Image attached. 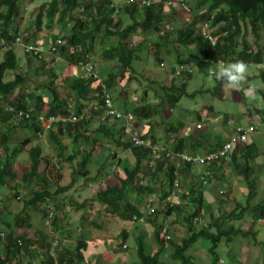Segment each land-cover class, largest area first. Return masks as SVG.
Here are the masks:
<instances>
[{
	"label": "trees",
	"instance_id": "trees-1",
	"mask_svg": "<svg viewBox=\"0 0 264 264\" xmlns=\"http://www.w3.org/2000/svg\"><path fill=\"white\" fill-rule=\"evenodd\" d=\"M24 1L0 0V126L3 129V132H0V189L13 191L11 196L16 199L21 192L27 194L22 202L24 205L22 212L17 213L5 212L7 210L0 197V264H21V262L25 264H88L84 255L87 250L84 239L89 233L81 228L73 233V236L70 235V230L63 226L67 212L64 210L62 199H67L65 195L73 186L74 174L82 177L88 175L89 165L95 157L92 155H95L96 149L97 151L99 149L100 153L104 152L103 143L114 147V152L105 150L109 152L107 155L109 159H113L118 154V166L122 162L119 152L116 151L118 148L130 154L133 163L132 166L120 167L123 177L118 180L117 185L98 190L90 199V202H96L100 206L98 212L101 215L93 218V227H91L93 230L100 231L102 227L107 228L108 224L104 223L103 218L109 220L110 216L131 221L134 226L131 232L121 230L120 234L114 235L112 239L109 238L111 243L106 246V251L114 256L125 254L126 240L133 235L136 260L131 264H169L166 259L168 255L171 261L195 264L193 257L187 254V251L193 244L203 241L207 244L205 249L209 263L218 264L221 259L216 249L223 242L228 245L227 255L233 262L236 254L230 248L231 241L234 238L248 236H251L253 241L258 234L257 231L244 232L233 222L242 221L247 216L257 226L264 221V197L256 204H252L256 193L253 175H257L261 169H264V129L260 126L253 123L235 125H254L256 130L248 137L245 145L234 147L228 155L227 162L221 161L209 166V175L206 176V183L203 184L199 178L205 169L201 168L198 172L193 164L181 161L176 166L175 157L159 161L152 168L148 167L152 157L149 147L132 146L129 140L122 138V126H108L107 117L102 111V115L99 112L102 116L99 119L100 122L91 131H89V120L85 118L75 124L56 123L47 130L43 128L42 123L50 116H70L71 114L80 116L93 104L101 105L104 98L103 91L109 95L115 81L127 83L133 79L132 76L124 75L133 72V62L138 59L137 50L147 47L146 43L150 44L146 42L147 40L136 46H134L135 43L130 44L129 39L137 37L138 33L156 34L152 52L159 66L164 65L163 54L166 56L171 51V54L175 55L176 65L173 64L170 75L176 78H174L176 82L170 83L169 86L158 87L160 94L155 95L158 98L156 104H148L149 98L146 92L142 94L136 106L123 107L120 104L121 112L131 113L137 125H140L142 120L153 118L154 115L161 120L162 109H172L182 97L193 98L192 96L197 93L186 91L191 73H187L182 68L189 64V60L179 55L180 49L187 50L191 46L194 47L200 55L201 64L205 62L215 65L218 61L242 60L248 68L251 66L257 70L255 77H259L264 84V0H194L193 3H188L190 21H182L183 25L180 27L173 23L166 24L167 20H171L166 8L178 9L174 4L167 6L169 0H160L158 3L143 7H138L134 2L124 5L123 0H49L38 6L33 21L34 32L31 34L25 30L21 32L18 28L19 19L24 14ZM78 9L86 13L85 18L78 17L74 13ZM120 13H123L122 17ZM124 18L128 20L126 25L123 24ZM202 23H206L209 29L211 28L210 36L214 39L213 45L195 31L196 26ZM54 24L60 27V33L53 36L45 34L43 38L36 40L37 34H42L43 29H50ZM248 30L252 43L243 37L247 36ZM101 31V37L97 38V33ZM23 34L28 37L26 42L36 46L46 47L48 40H59L60 44L54 52L42 53L39 60L25 53L26 67L35 72L42 71L46 80L40 87L31 89L25 98H16L17 101L11 103L9 99L17 89L28 87L26 77L21 72L20 62L13 51L15 38ZM238 36H241L239 42L236 40ZM110 39L111 43L105 46L103 42ZM168 45H174V51L166 49L165 46ZM162 49H165L164 53ZM59 56L62 57V61L56 62ZM85 59H93L100 63V72L98 71L97 75L101 83L98 79L87 75L84 78L72 75L73 73L64 75L67 66L80 69L79 63H90L84 61ZM72 71L73 69L70 73ZM9 73L12 78L9 81L4 80ZM219 84L218 82L213 88V93L210 92L211 95L216 94ZM109 98L112 100L110 95ZM112 98L115 100L116 96L113 95ZM31 103L34 105L29 106ZM8 106L13 107L15 111H6L5 108ZM18 111L22 112L21 116H17ZM12 119H17L18 126L11 124ZM195 119L198 124H208L210 120H216L217 115L212 106L208 105L195 113ZM228 123L231 121L228 120ZM184 125L185 122L182 119L181 121L177 119L174 125H163L162 142L156 141L153 135V124L145 126V132L140 130L139 126L133 131L144 143L149 141V145L161 144L167 147L168 140L174 138L173 152L185 153L192 157L196 154L202 156L214 152L224 143L216 140L210 145L213 146L211 149L202 150V152L200 149L205 148L204 143L208 141L204 137L187 140L180 136ZM15 127L28 132L29 137L11 147L9 139L13 137ZM258 129L262 132L259 136L253 137ZM41 134L55 146L54 160L42 158L41 147L38 144L31 145L33 140L41 137ZM231 135L232 132L229 136ZM70 142L73 150L69 152L67 145H70ZM22 147H27L25 151L28 157V164L26 163L28 169L18 175L14 170V161L22 152ZM73 161H77L79 169L72 172L66 186H61L63 165L69 166ZM42 163L45 166L40 170ZM67 166L64 168L67 169ZM226 174L241 177L240 181L245 184V205L240 206L237 203L236 208L239 209L224 211L223 204L219 200L211 204L203 198L207 189L212 187V181L215 184L217 178L226 179ZM175 180H177V187L174 186ZM180 188H183V191L176 193ZM156 192L164 206L147 215L146 210L148 212L152 206L144 202L145 212L142 213L139 205L143 203L145 197H152ZM209 192L211 193L210 190ZM175 193L178 203H170L167 197L176 196ZM48 202L50 206L47 205ZM210 205L214 207V211ZM80 206L83 207L84 203ZM28 209L36 211L41 217L46 218V221L49 219L51 234H48V239L46 234H42L44 238L40 240L17 234L19 228L24 225L29 226L28 217L31 212H27ZM55 210L56 214L53 213ZM215 212L220 213L215 214ZM173 216L174 222L180 220L185 225V236L180 238L179 244L170 241L171 224L164 225L167 219ZM43 218L41 223L44 222ZM85 218L82 217L83 221ZM158 218H160L159 222ZM204 218H208L204 220L206 222L201 221ZM142 223L149 227L147 232L155 244L154 251L150 244L144 241L145 231L140 226ZM197 223L200 225L199 228L195 227ZM54 233L55 237H52ZM90 235L92 236V233ZM55 241L57 243H54ZM106 241L104 240V243ZM257 243L264 248V235ZM23 254L26 258L22 261Z\"/></svg>",
	"mask_w": 264,
	"mask_h": 264
},
{
	"label": "rangeland",
	"instance_id": "rangeland-1",
	"mask_svg": "<svg viewBox=\"0 0 264 264\" xmlns=\"http://www.w3.org/2000/svg\"><path fill=\"white\" fill-rule=\"evenodd\" d=\"M49 0H25L24 1V14L22 15V18L19 19V24H18V28L22 31H27L30 34L32 32H34V17L35 14L37 12V8L41 3L44 2H48ZM125 1V0H124ZM168 9L166 8V12L168 13V15L170 16L169 20L171 25L172 23L174 25H176L177 27H180L183 25L184 19H185V13L179 11L178 9ZM74 13L81 18H85L86 17V13H83L81 9L75 10ZM91 14L93 16V11L91 10ZM121 17L123 15V13H120ZM172 18H174V20L172 21ZM186 22V21H185ZM123 24L126 25L128 24V20L126 18H124L123 20ZM163 30H165L163 28ZM196 30V29H195ZM61 29L59 26L57 25H53L50 29H43L42 30V34H37L36 36V40H40L41 38H43L46 35L48 36H53V35H57L58 33H60ZM102 35V31L97 33V38L101 37ZM138 36L135 37L137 39L130 38V42H134V43H130V44H134V46H136L137 44L142 43L144 40H147L150 44L146 43L147 47H141L139 50H137V56L138 59L135 60L133 62V72L126 73L124 76H132L133 79L129 80L127 83L125 81H115L113 87L110 88V97L113 101V95L116 96V99L119 100V102L121 103V105L123 107L128 106L133 104L134 101H140L142 94L144 92H146L148 95L155 96L157 94H160V90L158 87L160 86H164L166 83H171V81H169V74H171L170 69L172 68L173 64L176 65V62H173L172 58L169 57H174L173 54H171V51L164 56L165 54H163L164 59H162L164 61V65L163 66H159L156 62V58L154 57V53L152 52V44L155 41V37L156 34L153 33H149V34H137ZM247 36H249V43H252V38L250 37L249 34V30L247 33ZM111 39L110 40H106L103 42V44L106 46L108 44L111 43ZM145 46V45H144ZM192 50H196L193 49ZM13 51L16 54L17 59L20 62V66H21V72L25 75L26 77V84H27V88L22 89L19 88L17 89L13 96L10 97V102L11 103H15L17 100L16 98H25V96H28V94L30 93V90L33 89L35 90L36 87H40L41 84L44 83V80H46L45 75L42 73V71H34V70H30L29 67L27 66L26 63V57H25V53H24V49L22 48L21 45H14L13 46ZM1 53V52H0ZM193 58H200V55L198 54V52L193 54ZM192 58V55H191ZM62 57L59 56L57 57V61L56 62H61ZM84 61H89L94 65V68L99 71L100 69V63L98 61H95L93 59H85ZM195 63V62H194ZM191 62V68H192V83L189 85L188 91L191 92V90H195L197 93H195L192 97L195 99V101L197 102H209V105L212 106V108L214 109V112H216L217 118L218 120H222L223 119V115L225 113H229V114H235L236 113V105L233 104L231 101L227 100L226 98L229 97V94L224 93V98L225 101H220L216 95H211V93L209 94H200L198 93V91H201V89H204V86H208L210 83H212V81H209L207 79V76H205V78L201 81V74L202 71H199V68L195 67V64ZM58 64V63H57ZM55 65V64H54ZM71 68L74 70L76 69V71H78L79 69L77 67H72ZM69 66H67V68L64 70V75H68L70 73L69 70H72ZM75 71V70H74ZM75 71V72H76ZM168 71H170L168 73ZM249 71L251 73L256 74L257 70L254 67H251L249 69ZM167 72V73H165ZM10 74V75H9ZM8 76L4 79V80H10L12 78L11 73H9ZM205 74V73H204ZM120 75V74H118ZM206 75V74H205ZM131 77V78H132ZM173 77V76H172ZM45 78V79H44ZM168 78V79H167ZM119 80V79H118ZM199 80V83H198ZM252 85L258 84L262 90L264 91V84L261 82V79L259 77H255L254 79L251 80ZM59 84V81H58ZM208 84V85H207ZM214 85H216V83L213 82ZM61 86V85H60ZM58 86V87H60ZM41 92V90H38ZM212 91V93L214 92L213 89L210 90ZM211 95V96H210ZM259 103H262L261 105L264 106V95L261 94H256L255 97ZM186 102L185 97H182L179 102L177 103V105H175L172 108L173 113L178 112V111H182L183 109L180 106H184ZM192 103V101H191ZM34 103H31L29 106H33ZM116 105V104H115ZM116 107H118L116 105ZM34 109V107H33ZM168 109V108H166ZM183 112V111H182ZM95 113V112H94ZM183 114H180V117H175L172 121L169 122H165V121H161V127H163V125H174V123L177 121V119H179L181 121V119L183 118ZM90 117H95L96 119H98L99 117V113L96 112L95 114H92ZM136 119V118H135ZM175 121V122H174ZM134 122L136 123V121L134 120ZM11 124L13 126H18V121L17 119H12L11 120ZM160 123L155 125V122L153 123V127L155 128V130H159V132L161 133V130L158 129V125ZM245 124V123H244ZM155 125V126H154ZM136 124H134V128H135ZM89 128L90 129H94L95 126L93 125V123L91 122L89 124ZM0 132H3L2 127L0 126ZM13 137H11L9 139V143L10 146L14 145V144H19L21 141H23L25 138L29 137L28 132H25V130L19 128V127H15L13 130ZM38 144L41 149H42V158L44 159H53L54 158V150L55 146L50 144L44 137V135L41 134V137L38 139H35L32 141L31 145H35ZM71 142L70 145L68 146V151H72V146H71ZM104 148L106 149L108 146L111 147L112 150H114L113 146H110V144L107 143H103ZM12 147V146H11ZM27 147H22L21 149V153H19V155L17 156V158L14 161V170L15 172L20 175L22 173H24L27 169H28V160H27V153L25 151ZM97 150V149H96ZM95 150V155L92 156H96L97 152ZM102 153V152H101ZM98 153V155L95 157L97 159H94L93 162L91 163V165H89V173L86 177H82L78 174H74L73 179H76V181H79L80 185L77 186L78 189L82 190L85 188L86 185L88 184H92V182H95L96 179L98 180L99 183H96L98 186L97 188H103L106 187L108 184H113L112 182L116 183V178L115 176L111 173L112 170H118L120 169L121 166L124 165V167H127L128 165L132 166V161H131V156L130 154L124 152L122 154V157L120 160H122V162L120 163V166H118V159H117V155L114 156L113 159H109L108 158V151L104 150V152L101 154ZM118 153V152H117ZM82 154V151H81ZM54 160V159H53ZM97 160V161H96ZM129 161V163H128ZM27 163V164H26ZM128 163V164H127ZM177 164V161L176 163ZM44 166V164L42 163V166L40 167V170L42 169V167ZM64 166L67 165H63V178L60 181L61 186H66L69 181H70V177L72 175V172L79 169L78 163L77 161H73L69 164V166H67V169L64 168ZM147 171V170H146ZM257 173V172H256ZM109 177V179H107L106 177ZM255 178V184H256V193H255V197L252 199V204H256L257 202L260 201L261 198L264 197V169H261V171L259 173H257V175H253ZM256 176V177H255ZM123 177V176H122ZM219 179V180H218ZM242 178L241 177H234L232 175H228L226 174V179H220L217 178V180H215V184L214 181H212V187L207 189V194L204 193V199L206 200V202L211 203L212 201L215 200H219L220 202H222L223 204V208L222 210L224 211H231L233 208H236L237 203L240 204V206H244L245 205V195H246V188H245V184L243 182H241ZM214 184V186H213ZM183 188H180L176 191V193H180L182 192ZM97 190V189H95ZM180 190V191H179ZM209 190L211 191V193L209 192ZM12 192L11 190H3L0 189V197L2 199V203L4 208L7 210L5 212H13V213H17V212H22L21 209L24 207V205L22 204L23 200L26 199V195L25 193L21 192L18 196V198H14L12 197ZM71 192V191H70ZM82 192V191H81ZM80 195L82 196V198H88L87 196L90 195L91 191H86L85 193H81ZM94 192V191H93ZM175 193V195H176ZM95 194V193H94ZM94 194L92 196H94ZM72 196L67 197L66 202H68V199L72 201ZM74 199L78 198L76 195L73 196ZM66 198L62 199V202H64ZM86 201V200H85ZM144 202H146V204H150L155 211L160 210V208L162 206H164V203H161V201L159 200L158 197V192L155 193L154 196L152 197H145L143 199V203L139 205L140 211L142 213L145 212V205ZM170 203H178V199H177V195L176 196H171L169 199ZM48 206H50V202L47 203ZM85 206H87L86 204L83 206L81 212H80V216H75L73 217V215L71 214V217L73 220L79 219L81 218V216L83 215V212H85ZM210 208H212V210L214 211V207L212 205H210ZM45 209V208H44ZM239 209V208H236ZM185 210H188V208H185ZM27 212H31L30 216L28 217V222H29V226L28 225H24L22 228H19L17 230V234H19L20 236H23L25 238L30 237L33 239H43L44 236L42 237V234H51V230L49 229V219L48 221H46V218L41 217V215L39 213H37L36 211L33 212V210L28 209ZM54 214L57 213V211L55 210L53 212ZM73 214L76 213V211L72 212ZM220 212H215V214H219ZM68 214V213H67ZM129 214V213H127ZM183 214V213H182ZM5 215V213H4ZM128 216V215H127ZM42 218L44 219V222L41 223ZM65 221L64 223L68 226V228H72L73 224H72V220L71 218H69L68 216L65 217ZM109 222L106 223L109 224L107 225V229L108 232L111 234L109 237H107L106 235H102L100 233H98V239H104L106 241V243L108 244H104L105 245V253L102 255H96L94 257V261L91 264H131L133 262H135L136 260V255H135V239L133 237V235H130L129 238L126 240V253L125 254H121L118 256H114L111 252L106 251V246L109 245V243H111V241L109 240L112 239L114 237V235H118L120 234L121 227H124L125 225H130L132 224L131 221H123L120 220L119 218H117L116 216H110L108 218ZM208 218H204L201 219L202 222H206L204 220H206ZM102 220V218L100 219ZM174 216L170 217L167 219V221L165 222L164 225H170L171 224V230L172 233L169 235L170 236V241L175 242L176 244L180 243V238L185 236V225L182 221H178V222H174ZM157 221H160V218L157 219ZM70 222V223H69ZM233 224L235 226H239L241 227V229L244 232H255L257 231V238L255 240L252 241L251 236H248L247 238H234L231 243H230V248L233 249V252L236 254V258L235 260L232 262V260L229 259V256L227 255V244H224L223 242H221L218 246V248L216 249V251L218 252V254L220 255V259L222 260V262H218V264H264V248L259 245L257 243V241H261L262 237L264 235V228H263V224L258 223L259 226H257L255 223H252L251 218L250 217H245L242 221H234ZM141 228L144 229L145 234H144V241L148 244H150L152 250H155V244L153 242V239L151 237V235H149V233L147 232V230H149L148 226H145L144 223L140 224ZM196 228H199L200 225L197 223V225H195ZM50 230V231H49ZM94 230L92 229V232ZM39 232L41 234H39ZM88 233L91 234V231H86ZM96 233V232H95ZM38 235V236H37ZM41 236V237H39ZM52 237H55V233L52 234ZM49 238V235L47 236V239ZM54 239V238H53ZM56 240V239H55ZM49 243V242H47ZM45 243V244H47ZM51 243V241H50ZM54 243H57L56 241ZM97 243V242H95ZM201 244V245H200ZM205 244V245H204ZM206 243H204L203 241H199L198 243L193 244L190 249L187 251V254L191 255L193 257V262L195 264H210L209 263V257L206 253ZM198 246V247H197ZM43 248V252H44V247ZM194 248V249H192ZM192 249V250H191ZM91 251V250H90ZM169 251V249H168ZM94 252V251H91ZM3 254V253H1ZM168 254V253H167ZM26 258V255L24 257H21L22 261L23 259ZM169 262V264H180L179 261H171L170 256L168 255L166 258ZM235 262V263H234ZM21 264H25L24 262H21Z\"/></svg>",
	"mask_w": 264,
	"mask_h": 264
},
{
	"label": "crops",
	"instance_id": "crops-1",
	"mask_svg": "<svg viewBox=\"0 0 264 264\" xmlns=\"http://www.w3.org/2000/svg\"><path fill=\"white\" fill-rule=\"evenodd\" d=\"M166 24H170V21L167 20ZM210 29H209V31H210ZM243 37L245 38V40L249 41V36H243ZM236 40H237V42H239L241 40V36H238ZM146 42H148V41H146ZM165 47H166V49H168V50L172 49L173 51H174V48H175L174 45H168V46H165ZM192 49H193L192 46L189 47L187 50L180 49L179 50V55H181L183 58H188L189 64H191V62L192 63L195 62L194 63L195 67L199 68V71H202V74H201V81H202L205 78V76H206L204 74V69H206L207 67H210L211 65H209V64H207L205 62L201 64L202 60L200 58H198V59L193 58L194 57L193 54L196 53L197 51L196 50L194 51ZM164 50L165 49H162L163 53H164ZM238 50H239V48H238ZM191 55H192V58H191ZM173 56L174 57H169V58H172L173 62L175 63L176 62L175 61V55H173ZM0 59H1V53H0ZM163 64H164V61H163ZM250 68H251V66L248 68L246 82H245L244 85H242V87L240 89H238V90H230V93H229L228 90H224L223 91V92L229 94V97L226 98V99L231 101L233 104L236 105V107H235L236 113L235 114L225 113L223 115V119L222 120H218V118H217L216 120H210V122L208 124H202V125L198 124V122L195 119V113L198 112L202 107L208 106L209 102L208 101L207 102L202 101V103H201V102L195 101L194 98H186L185 97V99H186L185 105L184 106H180L183 109L182 110L183 112L182 111H178V112L173 113L172 109H169V108L168 109H162L161 115H160L161 120H163L165 122H169V121H172L176 116L180 117V114H183L184 116H183L182 120H183V122H185V125L183 127V130L180 132V136L185 137L187 140H188V138H190V139L191 138L192 139H199V138L204 137L208 142L204 143V147L205 148L200 149V151L211 149L213 146L211 147L210 145L215 143L216 140L219 141L220 143H223V142L227 141L230 133L232 132L233 127L236 124H238V123L239 124L253 123V124L259 126L260 121L262 120L263 113H264V106H262L261 105L262 103H259V101L255 97H256V94L264 95V91L262 90V88L258 84L252 85L251 79H254L257 73L256 74L251 73L249 71ZM74 70L76 71V69H74ZM74 70L71 73L70 72H68V73H70V74L73 73L72 75L79 76V77H82V78L86 77V74L83 72V70L79 69L76 72ZM165 73H167V72H165ZM192 75L193 74H191L190 81H189V83L186 86V91L188 93L195 92V90H193V91L191 90V92L188 91L189 85L192 83ZM168 78H169V81H171V83L176 82V80H175L176 78L175 77H172L170 75ZM198 83H199V80H198ZM169 85H170L169 83H166L164 86H169ZM215 86L216 85H214L213 82L210 83L208 86H204L203 85L204 89H201L200 93L201 94H209L210 92H212L210 90H212ZM248 86H251V87L254 88V92L252 94H247L246 93L245 89ZM223 92L221 90V85L219 84V89H218V91L216 92L215 95L220 101H225ZM148 98H149L148 99V104H156V102L158 101V98L156 96H152L151 97L150 95H148ZM191 101H192V103H191ZM112 102H113V106L118 111H122L120 109V107H121L120 104L121 103L117 99L114 100V98H113ZM115 104L118 107H116ZM138 104H139L138 101H134L133 104H131V105L136 106ZM101 117H102L101 115L98 117V119H96L95 117H87V120H89V123L92 122L94 126H97L98 123L100 122L99 119ZM161 120L158 119L156 117V115H154L153 118H150L148 120H142V123L140 125H137L136 123L135 124H136V127H138V126L141 127L140 130H144V132H145L146 127H148L147 125H152L154 122H155V125L160 123L158 125V129L161 130V133L159 132V130L157 131L154 128L153 135H154L156 141L162 142V136H163L162 135V131H163L164 126L163 127L160 126L161 123H162ZM228 120H230L231 123H228ZM107 125L109 126L111 124L107 123ZM91 130H93V129L89 128V131H91ZM88 132H87V134H88ZM138 132H140V131L138 130ZM261 132L262 131L260 129H258V132H256L253 135V137L259 136ZM145 143H150V142L147 141ZM68 146L69 145H67V147ZM106 149L114 152V150H112L111 147H109V146ZM116 151L119 152V155L122 157V154L124 152H122L120 148L116 149ZM96 152L98 154L99 149H98V151L96 150ZM120 156H119V158L121 159ZM95 157H93V160L98 158V157L97 158H95ZM128 163H129V161H128ZM44 166H45V164H44ZM44 166L42 167V169L44 168ZM196 169H197L198 172L200 171V168L196 167ZM111 173L112 174L114 173L113 175L116 178V183L112 182L113 184H108L107 186L117 185L118 184V180L122 178L121 169H118V170L114 169V170L111 171ZM106 178L109 179L108 176ZM96 183H99L97 179H96L95 182H92V184H88V185L85 186L84 189L80 190V189L77 188V186L80 185L79 181H76V179H74L73 186L70 188V190L65 195L66 197L72 196V198H71L72 201L69 200V199H68V202H66L67 199H65V201H64V210L68 213L67 216L69 218H71L73 226H72V228H68V226L64 222H63V226L67 230H70V232H69L70 235L75 233L77 230H81V228L84 229L85 231H91V233H92V236L89 233V234H87V238L84 239L86 244H87V250L84 252V255H85V259L88 260V264H91L94 261L93 257H95L96 255H98V254L102 255V254L105 253L104 244H106V243H104V239H98V233H100L102 235H106L107 237H109L111 235L106 230L107 228H105V227H102V229L100 231L95 229L92 232V229H93V228H91V227H93L92 226V221H93L94 217H97V216L100 215L99 212H98L100 210V208H99L100 206L96 202H93V201L90 202V199L93 197L92 195L95 192H97L98 190H104L107 187L106 186V187H103L102 189L101 188L99 189V188H97L99 185L96 186L97 185ZM95 189H97V190H95ZM86 191H91L90 195L87 196L88 197L87 199L86 198H82V196L80 195V192L86 194ZM205 194H207V192H205ZM74 195H76L78 198L74 199L73 198ZM82 203H84V205L85 204L87 205V206H85V209H83L86 212L82 211L83 215L81 216V218L73 220L72 217H71V214L73 215V217H75L77 215L80 216L79 214H80V212H81V210L83 208L82 206H80ZM212 203H213V201H212ZM68 204H70V206H68ZM76 206H77V208H76ZM73 211H76V213L73 214L72 213ZM83 216L86 217L84 221L82 219ZM103 220H104V223L108 222V220L105 219V218H103ZM133 228H134V226L132 224H130L128 226L125 225L124 227H121V229H123V230H125L127 232L128 231L131 232ZM94 232H96V233H94ZM64 241L69 242L70 240H64ZM74 241L75 240L73 239V242ZM95 242H97V243H95ZM90 250L94 251V252H91Z\"/></svg>",
	"mask_w": 264,
	"mask_h": 264
},
{
	"label": "built area",
	"instance_id": "built-area-1",
	"mask_svg": "<svg viewBox=\"0 0 264 264\" xmlns=\"http://www.w3.org/2000/svg\"><path fill=\"white\" fill-rule=\"evenodd\" d=\"M158 0H126V4L129 3H136L138 7H143V6H149ZM188 1L189 0H169L167 2V6L171 5H176L179 9H181L185 13V21H190V10L188 6ZM117 13V11H116ZM198 32L200 35L203 36V38L207 39L208 41L211 42V44H214V39L210 36V31L208 30V26L206 23H202L198 25ZM27 35L23 34L22 36H17L15 38V45H21L22 48L24 49V53L31 54L33 57L37 58L38 60L41 59V54L44 53L46 54L48 51L54 52L57 50V46L60 44L59 40L51 41L48 40L47 46L42 47L40 45H34L31 43L26 42L27 41ZM134 43V42H131ZM78 66L80 69L84 70L85 74L88 77H92L94 79H98L96 70L94 68V65L90 63H79ZM192 66L190 64H186L182 66L184 70L187 73L192 72ZM99 83L101 81L98 79ZM104 98H103V103L101 105H93L92 109L93 111H99L101 110L107 117L110 123L114 124H119L122 126L123 129V136L125 139L129 140L132 144V146H147L149 147L150 154H151V161L148 165V167H153L154 164H156L159 161H162L164 159H169L172 157H175L177 160L176 166L181 162H188L193 164V166L197 168H203L205 171L203 174L200 176V180H202L203 184H205V178L207 175H209V166L212 164H218L219 162H227L228 155L232 152L234 147L237 145H245L248 141V137L253 134L256 130V126L254 125H238L234 126L232 130V135L228 137L227 141L222 144V146L217 149L214 152H209L204 155H194L189 156L188 154L181 153L177 154L173 152L172 147L174 146V138H171L168 140L167 147L162 146L161 144H152L149 145V143H144L142 140H140L138 134H134V122L132 119V116L130 113H121L113 108L112 102L109 98L108 93L106 91H103ZM6 111H15V109L11 106H8L5 108ZM17 116H21L22 112L18 111L16 112ZM87 114V110L80 116H75L74 114H71L70 116H58V117H48L43 123V128L45 130L52 128V125L54 124H65V123H70V124H75L79 120H81L85 115ZM25 117L27 115L25 114ZM259 126L264 129V113L262 116V120L260 121ZM174 186L177 187V180L174 182ZM169 199V198H167ZM154 210L153 207H150L148 209V212L146 210V214H151L152 211ZM261 224L264 223V221L260 222ZM264 225V224H263Z\"/></svg>",
	"mask_w": 264,
	"mask_h": 264
},
{
	"label": "clouds",
	"instance_id": "clouds-1",
	"mask_svg": "<svg viewBox=\"0 0 264 264\" xmlns=\"http://www.w3.org/2000/svg\"><path fill=\"white\" fill-rule=\"evenodd\" d=\"M125 1H124V5L126 4ZM193 1L194 0H189L188 3H193ZM158 2H160V0H158L155 3H158ZM178 10L181 11V12H183L179 8H178ZM198 25L196 26L197 33H198ZM208 30H209V27H208ZM83 72H84V70H83ZM97 72L98 71L96 70V73ZM247 72H248V66L242 60H234V61H227V62H225V61H218V62H216L215 65H211L210 67H207L206 69H204V73L206 74L207 79L209 81H212V82H214L216 84L219 82L220 85H221L222 92L224 90H228L229 93H230V90H238V89H240L242 87V85L245 84L246 79H247ZM97 77H98V75H97ZM245 91H246L247 94H252L254 92V88L251 87V86H248L245 89ZM111 102H112V100H111ZM93 105H95V104H93ZM112 105H113V102H112ZM92 106L89 109H87V114L83 117V118H85V120H87V117H90L94 112L95 113L96 112H98V113L100 112L101 115H102L101 110H99V111H93ZM113 108L116 110V108L114 106H113ZM119 112H121V111H119ZM131 116H132V114H131ZM132 119H133V116H132ZM133 122H134V119H133ZM108 123L111 124V125L119 126V124H114V123L112 124V123H110L109 120H108ZM134 124H135V122H134ZM135 128H136V126H135ZM122 138L125 139L124 136H123V132H122ZM171 196H173V195H170L167 198L170 199ZM169 199H167V200L169 201ZM218 262H222V261L219 260Z\"/></svg>",
	"mask_w": 264,
	"mask_h": 264
}]
</instances>
